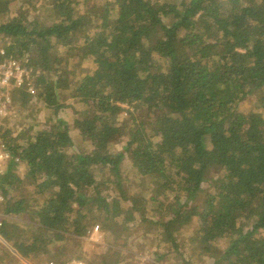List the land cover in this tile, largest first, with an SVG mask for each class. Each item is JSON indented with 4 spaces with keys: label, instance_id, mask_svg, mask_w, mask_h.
Returning <instances> with one entry per match:
<instances>
[{
    "label": "trees",
    "instance_id": "1",
    "mask_svg": "<svg viewBox=\"0 0 264 264\" xmlns=\"http://www.w3.org/2000/svg\"><path fill=\"white\" fill-rule=\"evenodd\" d=\"M0 36L37 88L0 131L26 163L0 175V264H116L125 228L154 264H264V0H0ZM36 95L47 125L24 114ZM23 214L51 233L18 237Z\"/></svg>",
    "mask_w": 264,
    "mask_h": 264
},
{
    "label": "rangeland",
    "instance_id": "2",
    "mask_svg": "<svg viewBox=\"0 0 264 264\" xmlns=\"http://www.w3.org/2000/svg\"><path fill=\"white\" fill-rule=\"evenodd\" d=\"M3 43H10V40H7ZM61 65H65V63L61 64ZM93 66H94L93 63L88 64L86 66V68H87L86 71H91L93 69ZM70 77H73V75ZM50 79L55 80V76H53V77L50 76ZM69 80H71V78L68 79L67 81H69ZM38 86L42 87L41 84H38ZM41 89H43V87ZM31 98L32 99H30L29 109L24 110V114L29 115L28 121L29 122L33 121L32 116H34L37 119H39V121H41V123H43L44 125H47L46 122H48V117H49V116H47V113H49L48 110L47 109L44 110V109L40 108L41 106L39 105V99H38L37 95L35 97H31ZM69 100L73 103L76 101V99H69ZM16 102H17L16 103L17 109H19L21 111V109H20L22 107L21 103L19 101H16ZM248 104L250 105L251 101L248 102ZM122 105L124 106L125 109H123L121 111L120 116H119V121H123V119L127 118V116H128L127 109L129 108V105H127V104H122ZM73 107H75V106H73ZM78 108H80V106ZM76 110H77V108L72 109L71 107H69L67 109L66 113L64 112L66 114L65 116L67 117L68 113L69 114L75 113ZM51 114L52 113H49V115H51ZM13 118L14 117H12L11 120H8L10 126L13 124ZM3 125L4 126H2V128L9 127L8 125H5V124H3ZM70 129L72 131H74V133H79L78 128H76V125H74V124L70 125ZM119 147H120V145H117L114 149H116V148L119 149ZM18 171H19L20 176H23L25 174L26 163L24 161H23V163L19 164ZM152 179H153V176H151V175L144 176L142 178L144 186L146 187V184L148 182H150ZM18 187H19L18 189H13V191L17 194H22V192H27L30 190V188L25 189L23 186H18ZM127 207H129V206H127ZM0 208L3 209V212H4V204ZM31 217H32L31 215H26V214H23L22 216H17V217L12 216V218L20 220V222H22V224L20 225V228L18 229V232H17L18 237L24 235L26 233V231H28L30 228L34 231L35 230H41L44 233H48V235L51 233L47 230H44L40 226V223L37 221L34 222V220ZM101 221H102V219H99L95 223H93V226L96 223H100L102 228L99 231V233L93 234V233H90L91 232L90 231L89 234L87 236H85V238L83 239V242H82L83 247L85 249H87V251H88L89 258H90V256L92 257L95 253L97 254L98 252L99 253H106L107 249L109 247V244L105 240V234L107 233L108 229L112 226V224L107 222V220H105L104 225H102ZM28 224L29 225L31 224V226H27ZM179 231H183V229H181ZM146 233H148V231H146ZM184 233H185V235L188 234L187 231H184ZM118 235H120V236L116 240L119 243L118 248H117L118 251H117V254L115 256L117 259L116 264H154L153 263L154 262L153 251H155V244L156 243L154 242L151 246L152 238H148L145 240L144 237L142 236V237L137 239V238H135L134 232H129L126 230V228L121 229L120 234H118ZM51 239H53V238L51 237ZM53 240H55V238ZM102 240L105 241V243ZM0 243L6 244V241L3 239V240H0ZM53 243H57V242L53 241ZM101 244H104V246H102ZM6 246L13 253L17 254L16 250L14 249V247L12 245L6 244ZM48 247H50V249H52V251L55 250V244L49 243ZM193 250L195 252H197V255H198V253H201V247H199V246H195ZM189 251H191V250L189 249ZM139 253L143 254L144 257L141 256ZM191 253H192V251H191ZM173 254L174 253H171V256H169V257H167V256L163 257L162 261L156 262V264H183L182 258L177 259L173 256ZM200 258L204 259L203 255H201ZM19 264H31V263H29V261H27L26 259L20 257V263ZM100 264H103V262L100 261Z\"/></svg>",
    "mask_w": 264,
    "mask_h": 264
},
{
    "label": "built area",
    "instance_id": "3",
    "mask_svg": "<svg viewBox=\"0 0 264 264\" xmlns=\"http://www.w3.org/2000/svg\"><path fill=\"white\" fill-rule=\"evenodd\" d=\"M9 44L0 43V131L2 126H4L3 124L10 126L8 120L14 117L13 111L17 108L16 104H14L13 89L24 88L26 92L33 95L37 92L36 83L33 82L32 78V70L20 60L7 54L6 47ZM12 158H15L19 164L23 163L19 155H14V152H12L0 134V175L4 173ZM6 199L7 194L4 193L0 186V207L5 204ZM6 217L7 215L3 212V209L0 208V226ZM101 228L100 223H96L91 228L90 233L98 234ZM139 254L143 256V254Z\"/></svg>",
    "mask_w": 264,
    "mask_h": 264
},
{
    "label": "bare ground",
    "instance_id": "4",
    "mask_svg": "<svg viewBox=\"0 0 264 264\" xmlns=\"http://www.w3.org/2000/svg\"><path fill=\"white\" fill-rule=\"evenodd\" d=\"M1 236V235H0ZM0 240H3L2 236H1V239Z\"/></svg>",
    "mask_w": 264,
    "mask_h": 264
},
{
    "label": "crops",
    "instance_id": "5",
    "mask_svg": "<svg viewBox=\"0 0 264 264\" xmlns=\"http://www.w3.org/2000/svg\"><path fill=\"white\" fill-rule=\"evenodd\" d=\"M78 264H80V263H78Z\"/></svg>",
    "mask_w": 264,
    "mask_h": 264
}]
</instances>
